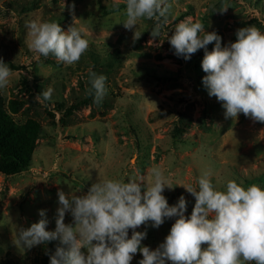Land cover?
<instances>
[{"label": "rangeland", "instance_id": "obj_1", "mask_svg": "<svg viewBox=\"0 0 264 264\" xmlns=\"http://www.w3.org/2000/svg\"><path fill=\"white\" fill-rule=\"evenodd\" d=\"M169 3L168 22L153 40L155 19H141L133 30L123 27L126 0H0V59L17 67L8 87L0 89L3 109L16 125L34 121L40 127L28 170L0 174V264H49L48 244L26 249L16 239L19 228L39 221V210H47V230L55 229L58 190L81 195L99 180L128 182L141 175L150 184L149 170L159 166L173 186L163 192L169 205L183 195L190 216L195 198L184 187L199 190L204 171H211L220 191L230 179L245 189L252 184L264 189V123L243 114L226 119L202 84L204 50L185 61L167 39L188 18L220 35L222 46L236 42L240 28L254 25L264 32V0ZM33 20L59 23L64 31L74 23L89 40L88 50L73 65L39 55L28 47L25 24ZM89 70L107 78L99 105L88 95ZM49 87L51 99L37 101ZM71 222L66 215L65 223ZM174 222L137 228L147 232L142 246L155 250ZM142 258L137 253L131 264Z\"/></svg>", "mask_w": 264, "mask_h": 264}, {"label": "clouds", "instance_id": "obj_2", "mask_svg": "<svg viewBox=\"0 0 264 264\" xmlns=\"http://www.w3.org/2000/svg\"><path fill=\"white\" fill-rule=\"evenodd\" d=\"M227 9L225 5L219 11ZM170 10L169 0H126L123 27L133 30L139 20L155 19L150 35L158 39ZM190 21H181L167 38L173 54L188 61L203 49L201 67L206 75L202 84L209 98L221 103L225 118L236 120L243 114L264 123V32L254 25L240 28L236 42L222 46V37L215 31L205 32L202 23ZM25 27L30 49L66 65L79 62L89 48V40L74 23L67 31L56 22L33 20ZM12 75V69L0 59V89L8 87ZM106 79L89 70L88 95L97 105L106 95ZM53 91L49 87L35 99L49 101ZM149 173L150 184H145L141 175L128 182L99 180L81 195L58 190L55 229L47 230V210H39L38 222L19 228L16 244L31 249L58 242L49 254V264H131L137 253L143 257L138 264H264V189L258 184L245 189L242 182L230 179L220 191L211 171H204L197 181L199 190L184 187L195 198L187 216L188 201L183 195L172 206L163 195L166 188L173 189L163 170L154 166ZM69 214L72 222L65 223ZM172 218L175 222L169 234L155 250L142 246L147 232L137 228L151 222V227L158 229Z\"/></svg>", "mask_w": 264, "mask_h": 264}, {"label": "trees", "instance_id": "obj_3", "mask_svg": "<svg viewBox=\"0 0 264 264\" xmlns=\"http://www.w3.org/2000/svg\"><path fill=\"white\" fill-rule=\"evenodd\" d=\"M5 63V62H4ZM7 64V63H6ZM12 70L17 67L8 64ZM11 110H15L14 108ZM71 109L62 115L63 120L69 116ZM40 132V127L34 121L23 125H16L10 116L4 111L0 98V174L3 176H15L30 166V158L35 141ZM58 242L49 243V249L54 252ZM1 264H11L4 260Z\"/></svg>", "mask_w": 264, "mask_h": 264}]
</instances>
